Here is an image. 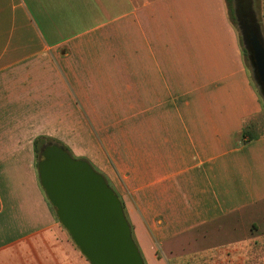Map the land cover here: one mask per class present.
I'll use <instances>...</instances> for the list:
<instances>
[{
	"label": "crops",
	"instance_id": "0c3cea01",
	"mask_svg": "<svg viewBox=\"0 0 264 264\" xmlns=\"http://www.w3.org/2000/svg\"><path fill=\"white\" fill-rule=\"evenodd\" d=\"M263 112L225 0H0V264H89L42 136L105 177L145 264H264Z\"/></svg>",
	"mask_w": 264,
	"mask_h": 264
},
{
	"label": "water",
	"instance_id": "95a60500",
	"mask_svg": "<svg viewBox=\"0 0 264 264\" xmlns=\"http://www.w3.org/2000/svg\"><path fill=\"white\" fill-rule=\"evenodd\" d=\"M249 13L250 29L240 21L238 29L264 102V38L255 13ZM37 173L59 223L89 264H145L119 197L88 161L50 142L41 150Z\"/></svg>",
	"mask_w": 264,
	"mask_h": 264
},
{
	"label": "rangeland",
	"instance_id": "374dc122",
	"mask_svg": "<svg viewBox=\"0 0 264 264\" xmlns=\"http://www.w3.org/2000/svg\"><path fill=\"white\" fill-rule=\"evenodd\" d=\"M250 2H252V5H250ZM245 6L249 9V12L250 11H253L255 13V15L257 17V22L260 23L259 26L261 28L262 35H263V38H264V8H263V0H248V2L246 0H243V2H242V8L244 9ZM236 8H237L236 3H235V1H233V3L231 5H229V7L227 9V12L230 15L231 22L234 24V27H235V29H236V31L238 33L239 43H240V46H241V48L243 50L241 36H240L239 29H238V22H237V16H236ZM247 57L248 56L246 55V58H245L244 57V54H243L244 61L246 63L247 68L249 69V72H250V75H251L250 65H249V61H248V58ZM251 78H252V75H251ZM261 99H262V97H261ZM262 101H263V99H262ZM263 104H264V102H263ZM87 119H88L89 123L91 124V127L93 128V130L96 131V132H100V131L103 130V128H108L109 127V125H105V123H107L108 120L111 119V118L95 116V117H89ZM250 122L251 123H249V125L253 128L252 131L254 133H259V134L264 133V112H263V114L260 117L255 118V119H252ZM39 138H43L40 141V144H39L40 146H42L43 144L50 143V142L53 143V141H57V142H60L63 145H65L62 141L57 140L56 138L43 137V136L42 137H39ZM71 152H72V150H71ZM72 154H73V152H72ZM72 156L77 157L76 159H85L86 160V158L77 156L75 154H73ZM37 164H38V159L35 156V164L34 165H35V169L36 170H37Z\"/></svg>",
	"mask_w": 264,
	"mask_h": 264
},
{
	"label": "trees",
	"instance_id": "16d2710c",
	"mask_svg": "<svg viewBox=\"0 0 264 264\" xmlns=\"http://www.w3.org/2000/svg\"><path fill=\"white\" fill-rule=\"evenodd\" d=\"M233 1H235V0H225V4H226V7H227V9H228V7H229V5H231L232 3H233ZM263 8H264V2H263ZM229 17H230V15H229ZM231 20V19H230ZM233 24V23H232ZM258 24H260V23H258ZM234 25V24H233ZM262 32V31H261ZM243 54H244V57L246 58V55H247V52H246V50L243 48ZM248 58V57H247ZM253 80V79H252ZM254 83V82H253ZM255 87H256V85H255ZM257 88V87H256ZM249 125H247V127H248ZM246 127V128H247ZM245 128V129H246ZM246 130H244V132H243V135L245 134L246 135V132H245ZM43 138H37L35 141H34V152H35V156H36V158L38 159L39 158V155H40V153H41V150H42V148H43V145H45V144H43L42 146H40L39 144H40V141L42 140ZM53 143H56V144H58V145H60V146H62L63 148H65V150L66 151H68L70 154H72V152H71V150L67 147V146H65V145H63L62 143H60V142H57V141H53ZM73 155V154H72ZM73 157H75V156H73ZM75 158H77V157H75ZM85 160V159H84ZM87 161V160H86ZM93 166V165H92ZM94 168V167H93ZM95 169V168H94ZM96 170V169H95ZM97 172H99L98 170H97ZM100 173V172H99ZM101 174V173H100ZM107 183L109 184V182L107 181ZM109 186L111 187V185L109 184ZM112 188V187H111ZM122 206H123V209H124V205H123V203H122ZM55 213V212H54ZM55 216H56V214H55ZM57 217V216H56ZM127 219V218H126ZM128 221V220H127ZM128 223H129V221H128ZM130 225V224H129ZM130 228H131V226H130ZM133 236V235H132ZM134 239V238H133ZM135 241V240H134ZM136 243V242H135ZM137 245V244H136ZM88 263V262H87ZM145 263V262H144Z\"/></svg>",
	"mask_w": 264,
	"mask_h": 264
},
{
	"label": "flooded vegetation",
	"instance_id": "af4514ba",
	"mask_svg": "<svg viewBox=\"0 0 264 264\" xmlns=\"http://www.w3.org/2000/svg\"><path fill=\"white\" fill-rule=\"evenodd\" d=\"M248 2V0H246ZM242 2L243 0H236L235 3L237 5V12H238V16H237V22L240 21L244 27L248 29H250V13H249V9L245 6V8H242ZM249 5V4H248ZM250 5H252V2H250Z\"/></svg>",
	"mask_w": 264,
	"mask_h": 264
}]
</instances>
